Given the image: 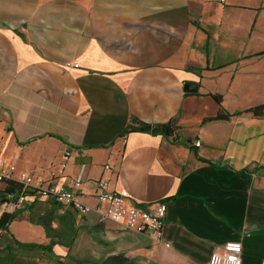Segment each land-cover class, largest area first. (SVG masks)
Listing matches in <instances>:
<instances>
[{
    "label": "crops",
    "instance_id": "0c3cea01",
    "mask_svg": "<svg viewBox=\"0 0 264 264\" xmlns=\"http://www.w3.org/2000/svg\"><path fill=\"white\" fill-rule=\"evenodd\" d=\"M213 94L230 120L202 123ZM260 104L264 0H0V161L88 207L11 211L17 186L0 183V264H207L228 242L262 264L264 114L246 113ZM170 121V137L130 130ZM96 180L165 203L160 237L105 217Z\"/></svg>",
    "mask_w": 264,
    "mask_h": 264
},
{
    "label": "built area",
    "instance_id": "2783aa9c",
    "mask_svg": "<svg viewBox=\"0 0 264 264\" xmlns=\"http://www.w3.org/2000/svg\"><path fill=\"white\" fill-rule=\"evenodd\" d=\"M76 67V65H73ZM196 147L200 146L199 141H195ZM71 154L65 151L62 161L59 162L56 170L51 172V178L63 175L66 164ZM104 168L109 169L106 164ZM0 183L12 186L16 184L17 191L8 190L4 192V202L8 209L13 211L22 204L28 202L31 196L40 198H50L53 201L69 206L77 213L85 215L88 207L79 199V195L74 192H67L52 186L50 182L35 180L32 175L25 172L16 174V167L9 164L4 167L0 161ZM94 197L99 204L104 206L103 215L115 222L126 226L130 231L138 234H151L158 239L164 225V217L167 210L165 203H158L148 209L140 206H130L125 203L124 198L109 188L106 180H96L94 182ZM167 246V245H166ZM241 243L228 242L220 250L212 252L207 264H241ZM264 264V261L262 262Z\"/></svg>",
    "mask_w": 264,
    "mask_h": 264
},
{
    "label": "trees",
    "instance_id": "16d2710c",
    "mask_svg": "<svg viewBox=\"0 0 264 264\" xmlns=\"http://www.w3.org/2000/svg\"><path fill=\"white\" fill-rule=\"evenodd\" d=\"M211 97L214 99L215 103L219 106L216 114L214 116H210L208 118H205L202 123H208V122H219V121H227L230 120V118L233 117V115L229 114L228 111H226L223 107L220 106L221 97L215 96L214 94L211 95ZM246 113L252 114L255 117L263 116L264 114V105L260 104L257 106H254L252 108H249ZM176 127L173 125L172 121L168 122L167 124H160L155 126H148V124H140L137 127H130V130L133 132H148L151 134H163L165 137H170L175 133ZM10 186V185H9ZM13 215L4 213L0 217V229H3L6 224L9 223V221L13 218Z\"/></svg>",
    "mask_w": 264,
    "mask_h": 264
}]
</instances>
